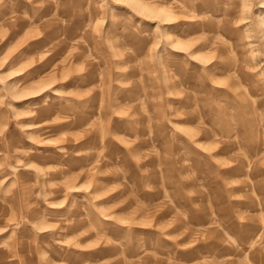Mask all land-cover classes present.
I'll return each instance as SVG.
<instances>
[{
    "label": "rangeland",
    "instance_id": "rangeland-1",
    "mask_svg": "<svg viewBox=\"0 0 264 264\" xmlns=\"http://www.w3.org/2000/svg\"><path fill=\"white\" fill-rule=\"evenodd\" d=\"M0 264H264V0H0Z\"/></svg>",
    "mask_w": 264,
    "mask_h": 264
}]
</instances>
